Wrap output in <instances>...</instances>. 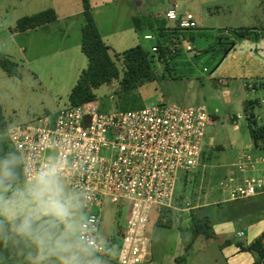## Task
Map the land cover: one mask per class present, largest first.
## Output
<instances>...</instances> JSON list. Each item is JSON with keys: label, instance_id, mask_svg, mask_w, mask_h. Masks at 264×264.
Listing matches in <instances>:
<instances>
[{"label": "rangeland", "instance_id": "obj_1", "mask_svg": "<svg viewBox=\"0 0 264 264\" xmlns=\"http://www.w3.org/2000/svg\"><path fill=\"white\" fill-rule=\"evenodd\" d=\"M136 1L90 3L103 41L112 53L141 45L155 55L158 79L139 89L144 105H204L215 120L206 132L212 167L203 181L195 174L181 178L174 207L162 219L157 209L152 210L147 222L150 255L143 264L153 260L177 264L175 258L179 256L185 257V264H225L224 259L228 264H248L255 259L252 253L231 254L239 241L248 244L264 233V195L225 202L219 181L228 165L252 142L245 118L238 122L233 118L245 116V102L264 100V0H252L249 8L242 0H228L202 27L177 30V37L165 42L169 51L162 60L152 51L158 45V30L143 17L149 6L160 0H146L140 8ZM51 8L63 16L61 22L16 32L19 19ZM84 25L82 0H0V52L9 54L17 64L16 76L0 68V105L9 124L37 123L46 114L69 105V95L88 66L81 50ZM147 34L156 39H144ZM117 64L123 69L121 61ZM118 88L115 81L96 90L98 103L103 107L119 105ZM253 112L261 113L258 103ZM194 207L207 208L214 221V237L196 238L186 252V243L193 240ZM128 216L122 205L104 207L100 231L108 240L113 238L117 246L111 264H119ZM239 231L245 233L241 239Z\"/></svg>", "mask_w": 264, "mask_h": 264}, {"label": "built area", "instance_id": "obj_2", "mask_svg": "<svg viewBox=\"0 0 264 264\" xmlns=\"http://www.w3.org/2000/svg\"><path fill=\"white\" fill-rule=\"evenodd\" d=\"M166 18L182 30L198 27L191 12L172 8ZM259 108L261 113L254 116L264 122V100ZM242 118L248 122L251 115L236 116L237 121ZM214 121L204 105L122 110L115 104L103 107L97 100L68 105L37 123L9 124L8 137L34 165L52 155L66 160L69 182L91 196L85 210L99 229L104 207L122 205L129 216L119 261L143 264L150 255L147 222L152 210L172 209L181 178L195 174L203 181L212 167L206 132ZM228 169L219 181L225 202L264 195V149L252 144Z\"/></svg>", "mask_w": 264, "mask_h": 264}, {"label": "clouds", "instance_id": "obj_3", "mask_svg": "<svg viewBox=\"0 0 264 264\" xmlns=\"http://www.w3.org/2000/svg\"><path fill=\"white\" fill-rule=\"evenodd\" d=\"M90 200L61 156L34 165L0 154V264H111L117 246L86 212Z\"/></svg>", "mask_w": 264, "mask_h": 264}, {"label": "trees", "instance_id": "obj_4", "mask_svg": "<svg viewBox=\"0 0 264 264\" xmlns=\"http://www.w3.org/2000/svg\"><path fill=\"white\" fill-rule=\"evenodd\" d=\"M82 4L85 25L82 28L81 50L88 59V66L82 71L69 95V105L76 106L96 102L98 100L96 90L118 81L119 88L116 92L120 97L119 108L122 110L142 108L144 102L139 89L158 79L154 65L155 55L150 54L141 45H136L122 53H112L111 48L103 41L97 27L90 0H82ZM56 20L57 13L51 8L19 19L15 29L16 32H28ZM157 48V58L164 59L169 51L168 46L165 43H158ZM117 61L122 62L123 69H120ZM0 68L10 76L17 74V64L3 52H0ZM256 103V101H250L245 106V112L251 115V119L248 120V129L254 147L264 149V124H260L253 113ZM8 128L9 122L0 105V154L16 151L10 143ZM169 211L170 209L163 208L159 212V219H162L163 215ZM191 221L194 239L214 237V221L207 208L194 207L191 212ZM110 242L113 244L115 240L111 238ZM238 245L242 251L250 252L255 256L253 264H264V233L249 244L238 243ZM184 260V256L176 258L178 262Z\"/></svg>", "mask_w": 264, "mask_h": 264}, {"label": "crops", "instance_id": "obj_5", "mask_svg": "<svg viewBox=\"0 0 264 264\" xmlns=\"http://www.w3.org/2000/svg\"><path fill=\"white\" fill-rule=\"evenodd\" d=\"M145 1L146 0H137L136 1L137 6L139 8L142 7L144 5ZM227 1L228 0H160L157 3L150 5L148 10L144 13L143 17L147 18L149 20L148 24H150L152 26H156V29L158 30V36H159L158 39H157V43H165V42L168 43V41L170 40L171 36L177 37V34H175V32L177 30L182 32V30L177 29L176 26L174 25V23H172L171 21H169L166 18V13L170 9L176 8L180 12H191V13H193L196 16V18H197L198 27H202L204 22H205V20L208 19L210 16L214 15L215 12H219V9H222L224 4ZM242 1L244 2L245 6H247L248 8L251 7V1L252 0H242ZM205 9L208 12H204ZM263 12H264V8H263ZM62 20H63V16L57 13V20L55 22H53V23L57 24V23L61 22ZM147 36H151L152 38L151 39H147L146 38ZM190 38L193 39L194 36H190ZM144 39H146V40H154L156 38H154V36L152 34H147V35H145ZM7 55L10 56L9 54H7ZM220 83L223 84V85L225 84V82H222V81H220ZM249 87H252V85H249ZM253 91L256 92L255 90H253ZM255 101L260 105L261 101H259V100H255ZM249 102L250 101L245 102L244 105L246 106ZM251 102H253V101H251ZM245 106H244V108H245ZM233 119L236 120V117H234ZM234 128L236 130L239 129L238 123L234 122ZM252 144L253 143L250 142L247 147L251 146ZM216 146H219V145H216ZM228 172H229V169L227 168L226 170L223 171V175L222 176L223 177L226 176ZM250 199H252V198H250ZM240 232H243V231H239L238 233H240ZM243 234L244 235L242 237H239L238 234H237L238 238H240V239L243 238L245 236V233L243 232ZM262 234L263 233L256 235L252 241H254L256 238H258ZM110 240L111 239L109 238V241ZM194 240L195 239L193 238V240L191 242L186 243V247H185V251L186 252H188V250L191 248ZM251 242H249V243H251ZM238 243H243V242L239 241ZM238 243L236 244V246H234L235 247L234 249H236V250L231 254L232 257L235 256V255L236 256H240V254L242 252H244V253L247 252V251H242L240 249ZM226 246H228V247L231 246V243H226ZM179 257H181V256H179ZM176 258H178V257H176ZM176 258H175V261H176ZM150 261H151V259H149L148 262H150ZM224 261H225V264H228V263H226V259H224ZM254 261H255V259L254 260L251 259L248 264H253ZM179 262L181 264H185V260L184 261H179ZM118 263L121 264L119 260H118ZM176 263L179 264L178 261H176ZM151 264H158V263L153 260L151 262ZM229 264H236V262L231 261V262H229Z\"/></svg>", "mask_w": 264, "mask_h": 264}]
</instances>
